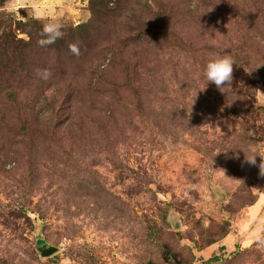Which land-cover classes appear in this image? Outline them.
Wrapping results in <instances>:
<instances>
[{
  "label": "rangeland",
  "instance_id": "374dc122",
  "mask_svg": "<svg viewBox=\"0 0 264 264\" xmlns=\"http://www.w3.org/2000/svg\"><path fill=\"white\" fill-rule=\"evenodd\" d=\"M261 159L264 0H0V264H264Z\"/></svg>",
  "mask_w": 264,
  "mask_h": 264
},
{
  "label": "clouds",
  "instance_id": "9594fccd",
  "mask_svg": "<svg viewBox=\"0 0 264 264\" xmlns=\"http://www.w3.org/2000/svg\"><path fill=\"white\" fill-rule=\"evenodd\" d=\"M44 31L46 33H49V38L47 41L49 43L62 36L60 26L55 23L46 25ZM234 65H236V61L230 53L217 55L209 59L204 66V78L206 79L208 84H215L217 89H226L231 86L233 80ZM256 157L257 156L255 155H251L247 158L245 157V162L251 165H255L257 162ZM259 169L261 175H264V159H261Z\"/></svg>",
  "mask_w": 264,
  "mask_h": 264
}]
</instances>
